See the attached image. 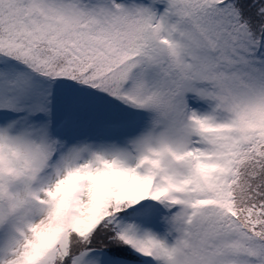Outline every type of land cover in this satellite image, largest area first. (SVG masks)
Here are the masks:
<instances>
[{"label": "snow or ice", "instance_id": "1", "mask_svg": "<svg viewBox=\"0 0 264 264\" xmlns=\"http://www.w3.org/2000/svg\"><path fill=\"white\" fill-rule=\"evenodd\" d=\"M0 264H264V0H0Z\"/></svg>", "mask_w": 264, "mask_h": 264}]
</instances>
